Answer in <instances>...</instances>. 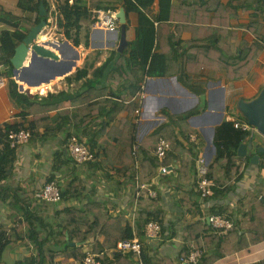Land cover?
Masks as SVG:
<instances>
[{
  "label": "crops",
  "instance_id": "1",
  "mask_svg": "<svg viewBox=\"0 0 264 264\" xmlns=\"http://www.w3.org/2000/svg\"><path fill=\"white\" fill-rule=\"evenodd\" d=\"M19 1L0 0V5L15 17L35 19L37 12L23 10ZM65 1H68L72 7H85L88 12V15L83 17L71 31L73 39L80 38L79 45H74L72 41L70 44L57 45L54 39V37H62L65 30L64 26L59 25L61 20L65 22L61 9ZM171 3V19L170 23H167L169 29L168 32L161 33L165 46L166 40L171 36L180 41V44L176 46L177 59L170 61L169 69L172 72L170 76H145L139 95L136 96L123 90L118 84L110 83L104 74L100 83L93 84L98 85L103 104L109 101L105 104L106 110H110V105L115 100L123 102L124 107L110 121V125L119 127L123 120H130L135 124L134 142L136 145H141L145 137L168 121L166 115L181 114L199 104L200 98L178 79L183 75L184 61L187 60L190 82L197 88L205 87L206 89L204 98L207 112L204 117L193 122L188 120L190 127L198 132V134H191L189 140L197 144L199 153L203 154L206 162L210 164L216 153L214 143L216 128L224 121L246 120L241 112L240 102L253 100L264 89V0H171ZM47 4V23L40 31L37 43L55 52L59 62L39 59L21 72L22 74L13 77L18 83L20 92L37 94L36 89L41 88L40 96L43 98L49 94L61 93L62 95L60 100L59 98L52 100V103L57 101L58 104L50 107L46 113L41 112L42 106L35 105L37 117L45 115L46 118L39 120V126L30 130L29 126L36 120V115L33 113L22 115V108L18 107L10 97L8 79L4 81V85L0 84V125L20 123L23 124V128H29L28 130L32 133L28 142L16 148L14 172L5 183L35 194L51 181L56 182L60 188H62L61 185L65 187L73 180L76 184L79 181L85 188L84 195L77 198L74 193H70L55 206L59 208L65 205L82 206L87 201H105L110 214L124 215L132 226H134L135 212L138 210L137 193L141 190L144 197H148L147 199L159 197L156 209L160 213L158 220L162 225V231L158 238L144 240L143 244L153 264H159L163 258L178 264L183 250L186 249L187 253L194 248V242H188L186 239L193 225L210 226L209 231L202 236L212 232L222 236L227 235L229 230L226 233H218L207 220L211 214H220L216 212L220 209L221 213L234 223L233 231H236L238 235L244 234L245 244L237 250L216 258L212 264H257L262 261L264 237L252 241L253 236L250 232L256 229L255 221L264 227V217L258 208L255 209L257 216L255 219L252 215H248L256 197H261L264 193V161L257 148H253L251 155H247L250 159L244 165L243 173L233 178V188L224 196L202 199L196 190L195 168L192 176L184 179L178 171L180 162L168 165L172 170L166 174L161 173L158 166L157 174L153 178L139 181L146 186L140 188L136 184L137 179H132L126 174L127 169L120 164L111 163L113 160L111 149L117 148V151L123 152L125 143L116 136L110 139L104 132L93 144L90 143L89 136L83 131L89 132L91 127L85 128L77 124L79 107L71 102V99L77 100V96L86 89L89 79L94 80L95 71L106 62L108 57L114 54L115 59L118 53H122L118 51L119 46L105 47V44L91 41V12L95 9L109 8L119 11L121 7H124V0H47ZM159 12L160 0H155L149 9V15L153 17ZM126 14L128 44L123 52L126 48L135 47L139 26L137 13L126 11ZM32 27L27 23H20L17 27L0 23V32L14 29L25 32L30 31ZM116 36L120 43L121 33ZM108 37L114 38L115 34L110 33ZM84 40L87 43H84ZM248 50L251 54L240 62L241 69L235 72L237 56L243 55ZM103 51L108 52L104 54ZM97 52L100 54H96ZM29 58L30 55L26 64L29 63ZM64 64L71 67L68 72L61 74L59 68L64 67ZM2 67L4 66L0 61V70ZM82 68L88 69L87 77L68 82L67 77ZM229 68L235 76H242L230 78ZM20 86L24 89L21 90ZM122 95L124 99L121 98ZM38 100L41 101L40 98ZM131 100L137 102L138 107L130 113L127 105ZM64 111H67V114L60 116V112ZM86 112L94 111L92 109ZM92 118L93 124L108 120L104 114H92ZM109 130L110 128L107 129ZM96 132V129L92 130L91 137L96 136ZM72 134L85 138L87 143L101 155L91 163L76 165L66 148L67 139ZM119 135H121L120 132ZM248 135L249 140L251 134L248 133ZM253 135L257 143L264 147V136L258 131ZM179 137L184 141L180 134ZM123 138L126 139L125 133ZM104 149L108 155L106 164L101 162ZM61 152L69 157L70 162H66L67 159L64 157L56 158ZM257 154L260 156L259 163H252L251 158ZM138 164L136 163V169ZM50 177H53V180L49 181ZM60 182L63 183L60 185ZM150 190L156 191V197L149 195ZM145 202L146 205L150 204L149 201ZM33 204L39 205L41 202L34 199ZM148 207L151 209V206ZM9 214L8 203L0 199V225L9 228L14 225ZM134 235L139 237L135 230ZM261 235H264V230ZM232 237L236 235L232 234ZM97 239V246L94 243L86 244L84 251L105 250L102 244L103 236H98ZM232 240L228 238L226 241L231 244L234 242H230ZM216 245L214 243L207 253L214 252L213 248ZM32 251L31 245L21 240L11 242L0 252V264H19L30 256ZM106 255L109 260L115 259L111 251H107ZM61 259L62 257L58 256L54 260L57 262ZM70 262H74V259L71 258ZM75 264H82V262L76 261Z\"/></svg>",
  "mask_w": 264,
  "mask_h": 264
},
{
  "label": "trees",
  "instance_id": "2",
  "mask_svg": "<svg viewBox=\"0 0 264 264\" xmlns=\"http://www.w3.org/2000/svg\"><path fill=\"white\" fill-rule=\"evenodd\" d=\"M44 2L45 7H48L47 0H20L19 5L25 11H35L37 16L35 19L30 17H15L12 13L5 11L0 5V23L11 24L15 27L20 23H27L30 26L37 25L41 16L40 3ZM155 0H124V8L127 12H135L138 14L139 26L137 28L136 42L134 48H126L124 52L118 53L117 58L114 59L112 54L106 62L95 71L94 80L89 79L84 89L78 96L77 100L71 99L73 104L78 105V116L76 122L81 127H91L89 132L83 133L89 136V142L94 143L100 135L104 132L110 139L114 136L125 143L123 144L125 150L123 152L117 151V148L111 149L113 156L112 164H120L124 169H127L126 174L132 179L138 178L139 181L150 180L157 174L159 165L177 164L180 162L178 171L184 179L192 176V171L195 168V159L199 155L197 144L190 142L189 136L191 134H198V132L190 127L188 120L192 116L200 115L206 110L205 101V87L197 88L188 78L190 69H187V60L184 61L183 75L178 77L179 81L194 92L199 98V104L193 109L174 115H166L168 121L158 128H156L149 136L145 137L141 145H136L134 142L135 124L130 120H123L119 127L110 125V121L114 119L115 115L124 107L122 101L115 100L110 105V110H106L104 102L100 98V89L98 85L93 83H100V79L104 76L112 83L118 84L123 90L128 91L131 95H139L141 83L145 76L164 77L170 76L172 73L169 69L170 61L177 59L176 46L180 41L169 37L166 46L161 39L162 31L169 29L171 15V0H160V12L156 16L149 15V9ZM62 13L65 22L62 20L59 25L64 26L63 36L72 41L74 45H79V37L72 38V28L79 23V21L88 15L87 9L80 6H70L68 1L61 5ZM15 23H14V22ZM29 30L21 32L18 29L3 30L0 32V61L3 66L0 70V80L8 79L9 94L12 101L22 108V115L33 113L36 115L35 105L42 106L40 110L42 113L58 102L52 103L53 99L60 100L61 93L49 94L43 98L38 93L29 94L20 92L18 83L13 78L14 65L12 57L15 54L16 48L23 41ZM168 32V31H167ZM251 51H246L243 55L237 56L236 68L237 72L241 69L240 62L245 57H249ZM191 57L190 54L188 56ZM189 60V59H188ZM229 77H241L242 75L235 76L229 68ZM88 75V69H78L75 74L68 76V82L73 80H81ZM57 97V98H56ZM41 99V101L38 100ZM124 99V96L122 97ZM138 107V103L131 100L127 109L131 113ZM94 112L87 113L86 111L92 110ZM86 110V111H85ZM67 114V111L60 112V116ZM92 114H104L108 120L101 123L93 124ZM36 120L30 124V130L39 126V120L45 119L46 116L37 117ZM20 123H4L0 125V199L8 203L10 210V219L13 221L12 227H5L0 225V252H2L11 242L21 240L22 242L31 245L32 252L30 256L25 258L19 264H75L76 261H83L86 256L84 245L78 246L77 243L87 242L88 244L98 242L97 237L103 236L102 244L106 251L113 250L117 243L124 239H129L134 236V230L137 231L142 243V253L140 257L134 253L113 252L115 259L109 260L105 254L100 256L102 264H153L145 251L144 240L148 238L145 236L146 224L150 221H159L160 213L157 211L158 198L147 199L141 193V190L136 196V205L138 210L135 212L134 226L128 222L124 215H112L108 212L105 201H87L82 206L65 205L64 207H57V204L41 203L34 205L35 194L32 191H24L13 184H6L14 172V163L16 160V148L11 146L8 137L9 131L12 129L23 128ZM28 128V129H29ZM110 128L109 131L107 129ZM96 129V136L91 137L92 130ZM119 132L121 135H119ZM126 134V139L123 134ZM180 136L184 139L180 140ZM248 133L235 128L234 124L229 121H224L215 130L214 143L216 146V153L213 161L208 164L207 176L214 180V197L224 196L229 193L232 188V180L234 177L243 173L244 165L248 163L250 157H239L237 150L241 143L248 140ZM160 138H164L170 142V150L167 152L163 162L158 161L151 152L157 147ZM119 141H117L118 143ZM97 152V151H96ZM104 149L101 162L106 164L108 155ZM101 155L97 153V157ZM264 161V152L261 153ZM63 152L59 153L56 158L64 157L66 162L70 159ZM140 158V159H139ZM137 159L139 161H137ZM91 163V162H88ZM136 163L138 167L136 169ZM58 167V166H57ZM60 168V167H59ZM53 180L50 177L49 181ZM77 180V179H76ZM78 181V180H77ZM62 196L65 198L70 193H74L77 198L84 195L85 188L82 183L74 180L61 188ZM212 196V197H213ZM36 200V199H35ZM145 201H149L146 205ZM151 206V209L148 207ZM260 209L264 217V193L261 197H256L253 206L249 209L248 215L256 216L255 209ZM254 210V211H253ZM222 210H216L221 213ZM223 215V214H222ZM160 222V221H159ZM206 223V222H205ZM256 223V229L250 232L253 236L252 241L264 237L261 235L264 227ZM203 225V224H202ZM210 226L207 224L204 227L193 225L188 231L186 237L188 242H194V248L204 251V255L197 263H180L178 264H212L214 260L222 255H226L231 251L237 250L244 246V234L238 235L236 231L229 230L225 236L218 235L215 232L209 235L202 236L203 233L208 232ZM235 234L236 237H232ZM92 238H94L93 241ZM230 238L233 243H228L226 240ZM71 243H75L72 245ZM214 243L217 245L213 248L214 252L207 253ZM97 246V245H96ZM191 250V249H190ZM95 251H99L95 249ZM183 250L181 257H186ZM210 251V250H209ZM61 256V261L55 262V258ZM73 258L74 262H70ZM159 264H174L170 259L163 258ZM257 264H264V259Z\"/></svg>",
  "mask_w": 264,
  "mask_h": 264
},
{
  "label": "built area",
  "instance_id": "3",
  "mask_svg": "<svg viewBox=\"0 0 264 264\" xmlns=\"http://www.w3.org/2000/svg\"><path fill=\"white\" fill-rule=\"evenodd\" d=\"M117 14L118 10L110 8L95 9L91 12V41H95L94 43L105 44V47L111 45L115 47L119 46V38L116 35H118L121 31V24L119 22ZM110 33H114L115 37L110 39L108 37V34ZM59 37L60 36L54 37L57 45L71 43V41L64 37L63 34L62 37ZM57 59L59 60V58ZM13 76L15 75L13 74ZM5 80L6 78L0 81L1 86L4 85ZM40 89L41 88H37L36 91L39 95H42ZM137 111L139 112V110ZM232 122L235 128L240 129L242 131H247L249 134H251L250 137H253L254 132L257 131V129L252 126L247 120L241 121L232 119ZM31 136V131L25 128H20L17 130L12 129L9 131L8 134L11 146L15 148H17L20 144L28 142ZM195 139L196 138H194V140ZM66 148L76 165L86 164L88 162L94 161L97 158L96 150L87 143V140L85 138H82L76 134H72L69 136L66 142ZM169 150L170 142L164 138H160L157 147L153 152V155L158 161L163 162ZM195 162L197 174V193L202 199L211 198L214 195L215 182L213 179L207 176L209 171L208 163L206 162V159L203 154L200 153L195 159ZM159 170L161 173L166 174L172 169H170V166L168 165H159ZM136 179V184L140 188L146 187L144 184H141V182H139L138 178ZM138 194L139 193H137L136 196H138ZM149 195L156 197L157 194L155 190H150ZM35 199L37 202L41 203L46 202L50 204H58L63 199L62 190L56 182L51 181L46 183L41 189L35 192ZM208 219L213 229L218 233H226L228 230L234 228V223L222 214H211L210 216H208ZM161 231L162 225L159 221L156 220L148 222L144 230L145 236L148 239L158 238L160 236ZM111 252H117L122 254L135 253L137 256L140 257L142 253L141 240L136 235H134L132 238L121 240L117 243V246L113 250H111ZM105 253H107L106 249L100 250L98 252L88 250L86 251V256L83 259L82 264H102L100 256ZM203 255V250L193 248L192 250H190L186 257L180 258V263H197Z\"/></svg>",
  "mask_w": 264,
  "mask_h": 264
},
{
  "label": "water",
  "instance_id": "4",
  "mask_svg": "<svg viewBox=\"0 0 264 264\" xmlns=\"http://www.w3.org/2000/svg\"><path fill=\"white\" fill-rule=\"evenodd\" d=\"M39 14L41 16L40 22L33 26L30 31L27 33L23 41L20 43V45L16 48L15 54L12 57V63L14 65L13 74L17 77L18 74L21 72H24L26 69H28L32 64H34L39 59H51V62H56L54 60H57L58 56L45 48H43L41 45H39L36 41L39 38V33L42 30V28L46 25V16H47V8L45 7L44 2L42 1L40 3V11ZM119 18V22L121 24V38L119 43V52H123L124 48L128 44L127 42V14L124 7H121L117 14ZM30 55V61L28 64H26V61L28 59V56ZM58 61V60H57ZM59 62V61H58ZM63 64V62H62ZM64 67H60L59 71L61 74L68 72L70 70L71 65L64 64ZM22 74V73H21ZM20 89H24L23 86H20ZM240 109L243 113L244 118L252 125L254 126L257 131L264 136V89L261 91V93L254 98L251 101L240 102ZM207 112L196 116L190 117V121L193 122L194 120H197L199 118H202L205 116ZM253 148H257L259 153L264 152V147L260 146L257 141L250 137L248 142H243L240 144L237 154L239 157H246L248 154L251 155V151ZM259 154L254 155L251 158L252 163H259ZM209 222V219H207ZM210 223V222H209ZM94 238H92L91 241H93ZM87 242H81L77 243L78 246L86 245ZM74 245L75 243H71Z\"/></svg>",
  "mask_w": 264,
  "mask_h": 264
},
{
  "label": "rangeland",
  "instance_id": "5",
  "mask_svg": "<svg viewBox=\"0 0 264 264\" xmlns=\"http://www.w3.org/2000/svg\"><path fill=\"white\" fill-rule=\"evenodd\" d=\"M84 43H87V42H86V40H84ZM106 52H108V51H106ZM106 52H105V51H103L102 53H104V54H105ZM96 54H100V52H97ZM91 56H92V55H91ZM62 183H63V182H60V185H61ZM61 186L63 187V185H61ZM88 248H89V247H88Z\"/></svg>",
  "mask_w": 264,
  "mask_h": 264
}]
</instances>
